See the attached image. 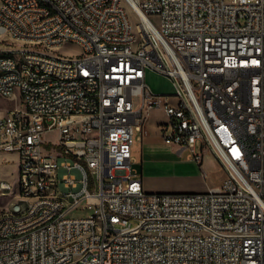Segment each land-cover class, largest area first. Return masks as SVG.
I'll list each match as a JSON object with an SVG mask.
<instances>
[{"label":"built area","instance_id":"obj_1","mask_svg":"<svg viewBox=\"0 0 264 264\" xmlns=\"http://www.w3.org/2000/svg\"><path fill=\"white\" fill-rule=\"evenodd\" d=\"M0 53L15 102L0 153L18 154L22 179L20 210L0 213V264H264V0H0ZM147 70L175 91H153ZM158 108L178 154L204 174L205 154L219 159L217 188L145 190L132 146Z\"/></svg>","mask_w":264,"mask_h":264},{"label":"rangeland","instance_id":"obj_2","mask_svg":"<svg viewBox=\"0 0 264 264\" xmlns=\"http://www.w3.org/2000/svg\"><path fill=\"white\" fill-rule=\"evenodd\" d=\"M127 11L130 19L133 22L134 30L136 23L139 22V17L136 12L127 6ZM152 20L157 23L158 17L152 16ZM17 46H25V42H17ZM65 54H71L77 51L73 47L65 48ZM146 79L152 90L156 93H173L175 86L172 80L153 70H147ZM172 103H177V98L171 96ZM15 106V102L8 100L0 95V113L2 110ZM151 120L155 122L167 121V115L161 108L151 111ZM145 131V123L143 125ZM142 135V131L138 130L135 133L134 144L132 146V155L134 166L140 171L143 177L144 188L151 193H190V192H205L211 187L217 188L227 176L219 159L211 152L205 154L203 168L206 174L203 173L201 165L194 159L189 157V150H185L182 154L172 152L166 146L168 144L159 137L152 138L150 141L138 138ZM49 139H57L55 133L47 135ZM150 142L151 145L147 143ZM197 150L201 151L200 142L197 143ZM6 165V167L4 165ZM1 175L7 172V175L13 178L16 175L17 167L12 166V162L1 163ZM10 171L14 173H10ZM91 178H93L91 176ZM92 180V179H91ZM17 190V179L14 180V189L7 193V196L0 195V213L4 209L11 207V203L16 200L15 193ZM81 210H76L71 213V216L82 215Z\"/></svg>","mask_w":264,"mask_h":264},{"label":"crops","instance_id":"obj_3","mask_svg":"<svg viewBox=\"0 0 264 264\" xmlns=\"http://www.w3.org/2000/svg\"><path fill=\"white\" fill-rule=\"evenodd\" d=\"M1 96L3 97V95H1ZM13 98H20V97H19L18 94H14ZM151 111L148 114L146 122H145V131H144V128H143L142 135H138V138H140L142 140L146 139V141H150L152 138H156V137H159V138L163 139L159 125L161 123L166 122V120L165 121L164 120L163 121H159V122L152 121L151 118H150L151 117ZM3 116H5V110H2V112L0 113V117H3ZM147 144L151 145L150 142H148ZM166 147L169 148L172 152L178 154L176 146L168 144ZM3 161L4 162H10V163L12 162V166H16L17 167V171H18V167H19L18 154L15 153V152L0 153V179L14 180L16 175L13 178L10 179V177L7 175L6 171H5V173L3 175H1V166L4 165V164L1 165V163ZM4 166L6 167V165H4ZM17 171H16V173H17ZM11 173H14V172L10 171L9 174H11ZM8 192H10V191H7V193Z\"/></svg>","mask_w":264,"mask_h":264},{"label":"bare ground","instance_id":"obj_4","mask_svg":"<svg viewBox=\"0 0 264 264\" xmlns=\"http://www.w3.org/2000/svg\"><path fill=\"white\" fill-rule=\"evenodd\" d=\"M130 6L135 11L134 5H127ZM127 17L128 21H132L129 17L128 11H127ZM133 32H140V22L136 23V30H134L133 26ZM17 42H25V39H17ZM7 59L10 62H19V54H16V51L14 49H8L7 50ZM0 61H2V54L0 53ZM25 76H32V68H25ZM18 94L20 97V90H13V95ZM5 116L0 117V120H4ZM17 188H22V179H17ZM34 188H38V194L39 195H46V188L41 187V181H34ZM11 189H7V191H10ZM13 210H20V200H17L12 204Z\"/></svg>","mask_w":264,"mask_h":264}]
</instances>
